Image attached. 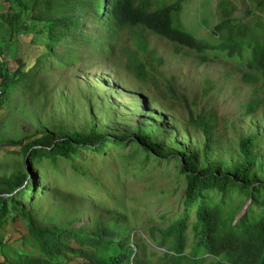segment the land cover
Returning a JSON list of instances; mask_svg holds the SVG:
<instances>
[{"label": "trees", "instance_id": "trees-1", "mask_svg": "<svg viewBox=\"0 0 264 264\" xmlns=\"http://www.w3.org/2000/svg\"><path fill=\"white\" fill-rule=\"evenodd\" d=\"M7 1L11 12H6V17L0 14V23L7 25L8 36L16 32L15 20L23 29L22 16L30 12L27 20H44L41 24L44 26V50L26 70L18 64L9 73L7 61L0 59V105L16 84L19 88H30L39 71L77 63V56L106 58L120 43H123L119 47L124 53L123 70L154 92L160 78L153 61L160 62L161 58L148 45L149 34L169 41L172 52L187 55L188 49L200 60L206 59L204 52L209 53L208 58L215 57L217 52L225 58L243 57L246 69L241 80L252 84V93L258 89L255 73L264 84V33H256L257 26L232 16L230 0L216 2L219 19L211 30L217 41L211 43L195 38L189 31L173 24L181 0L161 3L159 0H68L59 4L62 10L55 0ZM251 1L254 8L264 11V0ZM33 8L36 9L34 15L31 13ZM53 9L58 12L51 13ZM45 11L50 13L44 14ZM245 11L251 9L247 7ZM7 43L0 45V53L5 51ZM165 88L185 110V121L194 123L205 136L202 149L209 148L213 141L210 119H216V110L210 107L208 116L196 114L192 117L184 96L173 92L166 83ZM160 93L165 94L164 89ZM168 105L172 103L168 102ZM257 105L258 99L251 97L245 108L250 111ZM84 126L83 131H64L60 125L54 137L50 130L43 129L27 140L30 134L9 141L0 138V143L16 146L26 165L44 159L58 177L69 175V180L82 177L100 192L104 188L110 190L114 208L105 207L103 212L94 206L88 208L87 222L38 223L25 202L32 193L41 195L43 178L36 184L37 176L29 175L26 167L0 173V264H264V176L257 178L252 150L255 134L239 138L237 153L240 158L230 164L229 170H223L220 164L213 162L198 165L194 162V154L180 152L178 173L183 175L184 181L181 209L165 216L170 210L167 207L158 217L139 218L141 236L132 224L141 209L135 194L129 211L125 209L120 187L122 178H118L117 166L111 162L103 165L108 158L96 154L91 158V153L85 159L79 158L84 164H75L79 149L102 151L104 141L108 145L109 141L115 143L121 139L113 135L94 136L89 121ZM153 137L149 131H134L135 148L145 152L157 150ZM58 157L64 160L62 167H57ZM123 167L128 169L126 164ZM259 170L264 174L263 164ZM152 189L143 188L142 193ZM78 200L81 198H74V201ZM148 240L153 246L147 243Z\"/></svg>", "mask_w": 264, "mask_h": 264}, {"label": "rangeland", "instance_id": "rangeland-1", "mask_svg": "<svg viewBox=\"0 0 264 264\" xmlns=\"http://www.w3.org/2000/svg\"><path fill=\"white\" fill-rule=\"evenodd\" d=\"M55 1L59 5L68 0ZM166 1L170 0H159L160 3ZM217 1L181 0L173 24L207 43L217 41L211 30L219 19ZM230 3L233 5L232 16L245 20L250 26H257L254 29L256 33H264V11L254 8L253 1L230 0ZM247 7L251 9L250 12L245 11ZM33 9L31 13L34 15L36 9ZM6 12H11L8 1L0 0V14L6 17ZM57 12L56 9L51 11ZM27 14L22 16L23 29L18 27L19 21H14L17 27L11 36L5 31L7 25L0 23V45L8 41L5 51L0 53V59L7 61L9 73L18 64H21L22 70H26L44 50V26L41 25L44 20L36 18L29 21ZM86 28H90L89 24H86ZM126 31L124 35L127 37ZM147 37L148 45L161 58L160 62L153 61L160 78L154 92L147 88V84L138 82L123 70L124 53L119 51L123 43H120L106 58L77 56V63L39 71L30 88H19L16 84L0 105V138L4 141L30 134L27 140L43 129L50 130L54 137L60 125L64 131H83L86 121L91 123L94 136L104 134L121 139L115 143L109 141L108 145L104 141L102 151L79 149L75 164H84L79 158L85 159L91 153V158L95 154L103 159L108 158L103 165L111 162L117 166L118 178H122L120 187L123 189L125 209L129 211L133 204V194L141 209L132 223L139 234V218L148 215L158 217L167 207L170 210L166 211L165 216L180 211L184 189L183 175L178 173L177 157L180 152L194 154V162L198 165L213 162L220 164L223 170H229L230 164L240 158L237 153L239 138L253 133L256 143L252 150L258 169L257 178L264 176L259 170L264 165V84L258 73H255L258 76L255 82L258 89L252 93V84L240 78L246 69L243 57L225 58L217 52L215 57L208 58L209 53L204 52L206 59L200 60L195 52L188 49L187 55L172 52L171 43L166 39L153 34ZM90 62L92 65L89 66ZM165 83L173 92L184 96L192 117L196 114L208 116L210 107L216 110V119H210L212 125L209 131L213 141L209 148L202 149L205 136L194 123L185 121V110L165 90ZM161 89L165 94L160 93ZM251 97L258 99V105L247 111L245 104ZM168 102L172 105H168ZM138 129L152 133L157 150L145 152L135 148L133 137ZM56 164L62 167L64 160L58 157ZM124 164L128 169L125 170ZM23 167L28 169L29 175L37 176L36 184L43 178L41 195L34 196L32 193L25 202V206L34 212V219L38 223L65 225L73 221L87 222L90 216L88 208L94 206L101 212L105 207L114 208L113 196L108 193L110 190L104 188L100 192L82 177L76 180H69V175L67 178L58 177V173L52 171L51 165L44 159L37 164L30 162L26 165L24 156L16 146L1 142L0 173ZM101 168L98 170L101 171ZM63 169L66 173L65 166ZM123 174L127 175L126 178ZM149 187L154 189L142 193L143 188ZM75 197L81 198V201H74ZM147 243L153 246L149 240Z\"/></svg>", "mask_w": 264, "mask_h": 264}, {"label": "water", "instance_id": "water-1", "mask_svg": "<svg viewBox=\"0 0 264 264\" xmlns=\"http://www.w3.org/2000/svg\"><path fill=\"white\" fill-rule=\"evenodd\" d=\"M244 209V208H243Z\"/></svg>", "mask_w": 264, "mask_h": 264}]
</instances>
